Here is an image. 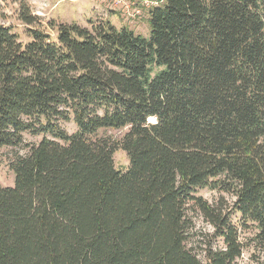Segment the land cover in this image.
Masks as SVG:
<instances>
[{
	"label": "trees",
	"instance_id": "trees-1",
	"mask_svg": "<svg viewBox=\"0 0 264 264\" xmlns=\"http://www.w3.org/2000/svg\"><path fill=\"white\" fill-rule=\"evenodd\" d=\"M152 1L149 39L50 21L53 39L20 0L24 42L0 14V149L50 136L0 187V264H237L239 228L204 188L236 197L264 247V0ZM191 208L224 244L205 262Z\"/></svg>",
	"mask_w": 264,
	"mask_h": 264
},
{
	"label": "rangeland",
	"instance_id": "rangeland-1",
	"mask_svg": "<svg viewBox=\"0 0 264 264\" xmlns=\"http://www.w3.org/2000/svg\"><path fill=\"white\" fill-rule=\"evenodd\" d=\"M31 10L38 16V26L46 31L53 39L56 36V28L50 26L49 22L55 24H78L83 27H91L92 23L101 21H111L119 29L127 26L133 29L137 35L151 38L149 26V7L140 8L137 3L128 2L122 7H115L110 0H25ZM20 0H0V14L4 17V24L10 26L19 38L27 42L26 30L28 27L18 20ZM150 6V3H149ZM153 6V3H152ZM151 6V7H152ZM154 122V121H151ZM67 133L77 132L73 120L61 124ZM128 131L125 130H100L94 138H107L111 141L121 139ZM50 136L32 135L25 133L23 145L20 147H8L0 149V187L10 188L15 185V174L11 169V164L18 158H24L30 152L32 146L44 138ZM116 168L127 172L130 165L129 157L123 150L115 154ZM197 195L205 198L217 211L224 215L229 214L234 225H236L239 241L243 243L244 249L237 264H264V247L255 240L256 230L252 223L244 226L241 216L234 211L236 197L224 191H212L209 188L198 189ZM192 221V227L188 236V248L204 262L207 250L220 249L224 246L221 239L217 237V230L210 224L209 219L195 208L188 212Z\"/></svg>",
	"mask_w": 264,
	"mask_h": 264
},
{
	"label": "built area",
	"instance_id": "built-area-1",
	"mask_svg": "<svg viewBox=\"0 0 264 264\" xmlns=\"http://www.w3.org/2000/svg\"><path fill=\"white\" fill-rule=\"evenodd\" d=\"M112 2V5L115 7H122L123 5H126L128 2H131V5H134L133 3H137V6L139 7L137 12H139L140 8L149 7L151 8L152 3L154 2L152 0H110ZM150 3V6H149Z\"/></svg>",
	"mask_w": 264,
	"mask_h": 264
},
{
	"label": "bare ground",
	"instance_id": "bare-ground-1",
	"mask_svg": "<svg viewBox=\"0 0 264 264\" xmlns=\"http://www.w3.org/2000/svg\"><path fill=\"white\" fill-rule=\"evenodd\" d=\"M151 121H155L154 119H151Z\"/></svg>",
	"mask_w": 264,
	"mask_h": 264
}]
</instances>
